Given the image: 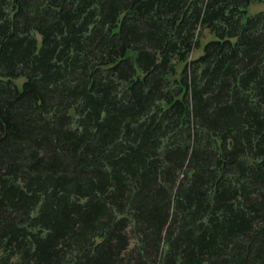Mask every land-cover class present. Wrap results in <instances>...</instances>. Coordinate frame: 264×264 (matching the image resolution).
I'll use <instances>...</instances> for the list:
<instances>
[{"label":"trees","instance_id":"obj_1","mask_svg":"<svg viewBox=\"0 0 264 264\" xmlns=\"http://www.w3.org/2000/svg\"><path fill=\"white\" fill-rule=\"evenodd\" d=\"M252 2L0 0V264H264Z\"/></svg>","mask_w":264,"mask_h":264},{"label":"rangeland","instance_id":"obj_2","mask_svg":"<svg viewBox=\"0 0 264 264\" xmlns=\"http://www.w3.org/2000/svg\"><path fill=\"white\" fill-rule=\"evenodd\" d=\"M260 11L264 12V2H252V3H250V5H249L248 8H247V15H253V14H255V13H257V12H260ZM210 37H211V36H210L208 33H205V34H204L203 38H201V44H202V45H201L199 48L195 49V50L192 52V54H191V57H192V58H195V57H197L199 54H201L203 44H204L205 41H206L207 39H209ZM22 81H23V77H20V78H18V79L16 80V83H17L18 85H20V84L22 83Z\"/></svg>","mask_w":264,"mask_h":264}]
</instances>
